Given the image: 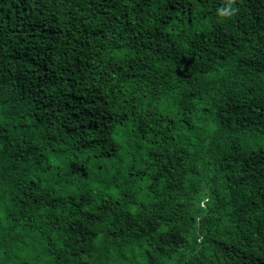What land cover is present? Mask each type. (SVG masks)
Wrapping results in <instances>:
<instances>
[{
    "label": "trees",
    "instance_id": "1",
    "mask_svg": "<svg viewBox=\"0 0 264 264\" xmlns=\"http://www.w3.org/2000/svg\"><path fill=\"white\" fill-rule=\"evenodd\" d=\"M0 264H264V0H0Z\"/></svg>",
    "mask_w": 264,
    "mask_h": 264
}]
</instances>
